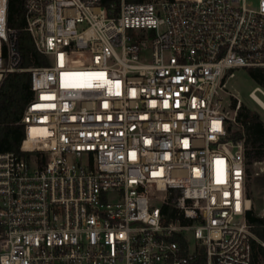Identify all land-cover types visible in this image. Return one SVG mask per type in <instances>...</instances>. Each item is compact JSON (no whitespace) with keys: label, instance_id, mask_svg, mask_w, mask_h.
<instances>
[{"label":"built area","instance_id":"built-area-1","mask_svg":"<svg viewBox=\"0 0 264 264\" xmlns=\"http://www.w3.org/2000/svg\"><path fill=\"white\" fill-rule=\"evenodd\" d=\"M253 1L24 0L48 65L23 69L0 0V88L29 72L32 91L0 153V264H252L248 148L227 124L235 72L264 69Z\"/></svg>","mask_w":264,"mask_h":264},{"label":"trees","instance_id":"trees-1","mask_svg":"<svg viewBox=\"0 0 264 264\" xmlns=\"http://www.w3.org/2000/svg\"><path fill=\"white\" fill-rule=\"evenodd\" d=\"M8 26L18 32L23 69L48 65V61L36 50L31 36L24 31V0H9ZM247 72L257 87L264 89V69H248ZM31 99V74L29 72L10 74L0 88V153L20 150L25 138V128L20 122ZM237 121L242 129L233 132L231 127H228L230 137L235 141L244 139L247 146L258 151L257 156H264V122L259 114L246 107H240ZM250 153L248 148L249 160ZM262 186L264 187V180ZM165 211L169 215L166 221L176 216V210L172 207H166ZM247 221L256 236L252 239V264H264V218L251 209L247 211ZM179 238L186 242L183 236Z\"/></svg>","mask_w":264,"mask_h":264},{"label":"rangeland","instance_id":"rangeland-1","mask_svg":"<svg viewBox=\"0 0 264 264\" xmlns=\"http://www.w3.org/2000/svg\"><path fill=\"white\" fill-rule=\"evenodd\" d=\"M253 0H249V4ZM255 4L257 1L254 2ZM257 87L255 82L250 78L247 70H237L235 72V78L229 84V90L234 96L232 99L233 106L240 105V107H246L252 112L259 114L260 118L264 122V98L259 94L258 97L263 101L259 100L261 107L256 104L251 98L250 93ZM239 112V111H238ZM232 116V115H231ZM231 127L232 131H238L242 129L241 124L237 121H229L227 124ZM250 153L249 160V193L254 199V211L257 215L264 217V187L262 182L264 180V156H257L258 151L253 149L251 146H247ZM257 156V157H256ZM191 243L194 245L195 239L192 234H190Z\"/></svg>","mask_w":264,"mask_h":264},{"label":"bare ground","instance_id":"bare-ground-1","mask_svg":"<svg viewBox=\"0 0 264 264\" xmlns=\"http://www.w3.org/2000/svg\"><path fill=\"white\" fill-rule=\"evenodd\" d=\"M263 110H264V108H263Z\"/></svg>","mask_w":264,"mask_h":264},{"label":"snow or ice","instance_id":"snow-or-ice-1","mask_svg":"<svg viewBox=\"0 0 264 264\" xmlns=\"http://www.w3.org/2000/svg\"><path fill=\"white\" fill-rule=\"evenodd\" d=\"M102 75V74H101Z\"/></svg>","mask_w":264,"mask_h":264}]
</instances>
